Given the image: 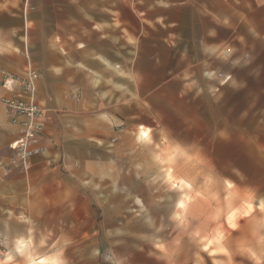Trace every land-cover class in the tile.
I'll return each mask as SVG.
<instances>
[{
  "label": "crops",
  "instance_id": "crops-1",
  "mask_svg": "<svg viewBox=\"0 0 264 264\" xmlns=\"http://www.w3.org/2000/svg\"><path fill=\"white\" fill-rule=\"evenodd\" d=\"M256 45L264 46V0H0V68L40 74L34 89L44 120L30 146L43 151L29 170L0 167V237L20 248L67 243L74 257L90 258L81 264H203L170 239L116 243L161 234L152 215L127 211L142 188L155 187L140 174L161 166L152 145L173 131L166 115L177 123V143L201 151L199 90L214 73L240 70ZM17 88H0V96ZM22 121H10L0 104L5 163ZM100 250L107 262L98 261ZM13 253L12 262L28 260ZM255 257L264 264L263 252Z\"/></svg>",
  "mask_w": 264,
  "mask_h": 264
},
{
  "label": "rangeland",
  "instance_id": "rangeland-1",
  "mask_svg": "<svg viewBox=\"0 0 264 264\" xmlns=\"http://www.w3.org/2000/svg\"><path fill=\"white\" fill-rule=\"evenodd\" d=\"M255 51L245 52L240 70L214 73L211 87L199 90L201 151L177 143L173 138L178 134L177 123L166 115L173 131L163 143L159 132L152 145L161 166L152 174H140L142 180H154L155 187L142 188L135 197L137 204L127 211L139 218L152 215V224L161 234L126 238L116 243L118 247L170 239L184 253L191 248L195 260L201 257L203 264H210V257L225 258L215 259V264H254L256 253H264V46L256 45ZM231 74L236 83L227 80ZM207 96L214 101L201 99ZM103 194L98 192L100 197ZM95 210L102 218L104 210ZM65 245L36 242L18 249L0 237V264H18L11 261L18 251L26 252L23 257L28 260L23 264L31 260L34 264H81L90 259L74 257V248ZM97 247L103 248L101 242ZM58 250L64 257H56ZM100 252L98 261L107 262Z\"/></svg>",
  "mask_w": 264,
  "mask_h": 264
},
{
  "label": "built area",
  "instance_id": "built-area-1",
  "mask_svg": "<svg viewBox=\"0 0 264 264\" xmlns=\"http://www.w3.org/2000/svg\"><path fill=\"white\" fill-rule=\"evenodd\" d=\"M0 72L3 75L0 88L11 89L12 85L18 87L12 95L0 96V104L5 107L10 121H15L19 117H23L24 120L19 123L21 138L9 146V149L14 151L13 156L6 163L0 157V167L5 173L14 167L29 170L31 157L43 151L30 147L38 141L44 125L43 110L35 100L34 89V83L40 74L31 67L26 70L24 77L10 75L1 68Z\"/></svg>",
  "mask_w": 264,
  "mask_h": 264
},
{
  "label": "bare ground",
  "instance_id": "bare-ground-1",
  "mask_svg": "<svg viewBox=\"0 0 264 264\" xmlns=\"http://www.w3.org/2000/svg\"><path fill=\"white\" fill-rule=\"evenodd\" d=\"M180 205H181V203H180ZM178 206H179V204H178ZM20 247H21V245L17 246L18 249H20ZM43 259L44 258H42L41 260H43ZM29 264H34V260H31V262Z\"/></svg>",
  "mask_w": 264,
  "mask_h": 264
}]
</instances>
